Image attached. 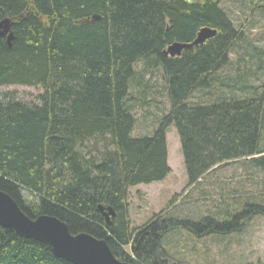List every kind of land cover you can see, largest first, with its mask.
I'll list each match as a JSON object with an SVG mask.
<instances>
[{
	"label": "trees",
	"instance_id": "16d2710c",
	"mask_svg": "<svg viewBox=\"0 0 264 264\" xmlns=\"http://www.w3.org/2000/svg\"><path fill=\"white\" fill-rule=\"evenodd\" d=\"M95 14L101 21L80 24ZM5 19L14 39L9 48L0 37V89L38 93L30 100L0 94V190L29 218L55 217L72 235L105 240L122 262L184 264L165 247L171 234H242L264 216L257 204L241 212L225 206L223 217L198 222L162 216L176 197L142 226L129 215L130 189L171 173L170 126L179 135L187 188L246 159L264 173V51L245 56L235 78H220L245 41L220 0H0ZM203 28L216 36L180 57L163 54L171 44L193 42ZM141 62L145 74L161 72L169 108L151 132L135 135L131 88ZM234 193L239 204L243 197ZM109 209L115 217L107 222ZM0 264L69 263L0 227Z\"/></svg>",
	"mask_w": 264,
	"mask_h": 264
},
{
	"label": "rangeland",
	"instance_id": "374dc122",
	"mask_svg": "<svg viewBox=\"0 0 264 264\" xmlns=\"http://www.w3.org/2000/svg\"><path fill=\"white\" fill-rule=\"evenodd\" d=\"M220 6L245 35V41L232 52L230 65L220 74V78L227 81L235 78L238 70L243 72L245 56L251 57L255 50L264 51V1L220 0ZM136 69L138 75L132 83L131 98L137 119L135 135H141L153 130L161 113L168 110L169 103L162 93L161 72L145 74L142 62ZM249 79L251 84L257 85L254 78ZM5 93L30 100L38 90L19 86L0 89V94ZM261 143L264 147V131ZM167 147L171 168L168 177L161 182L130 189L129 215L134 227L144 225L167 209L174 197L175 203L162 216L193 222L209 216L219 219L225 214V206H240L238 212L246 205L264 206L259 200V195L264 194V173L252 167L250 159L219 168L195 188H187L180 139L174 126L167 131ZM234 192L243 197L239 204L233 199ZM165 242L172 261L184 264H264V216H257L242 234L200 239L182 230L168 236Z\"/></svg>",
	"mask_w": 264,
	"mask_h": 264
},
{
	"label": "water",
	"instance_id": "95a60500",
	"mask_svg": "<svg viewBox=\"0 0 264 264\" xmlns=\"http://www.w3.org/2000/svg\"><path fill=\"white\" fill-rule=\"evenodd\" d=\"M101 21L97 14L80 24H94ZM12 22L5 19L0 22V37L7 38L9 48L12 46L14 35ZM216 30L201 29L191 43H174L169 45L163 54L166 57H180L184 51L198 49L209 39L215 37ZM103 212L102 209H100ZM107 222L115 217L109 209L104 213ZM0 227L11 230L20 239L33 240L50 248L52 254L69 264H130L118 260L111 252L105 240H99L89 234L72 235L69 227L61 220L42 215L36 219L29 218L17 202L0 190Z\"/></svg>",
	"mask_w": 264,
	"mask_h": 264
},
{
	"label": "crops",
	"instance_id": "0c3cea01",
	"mask_svg": "<svg viewBox=\"0 0 264 264\" xmlns=\"http://www.w3.org/2000/svg\"><path fill=\"white\" fill-rule=\"evenodd\" d=\"M247 160V159H246ZM225 167V166H224Z\"/></svg>",
	"mask_w": 264,
	"mask_h": 264
}]
</instances>
